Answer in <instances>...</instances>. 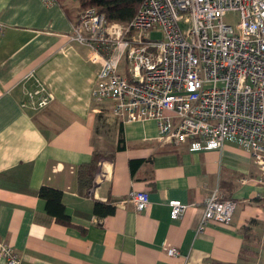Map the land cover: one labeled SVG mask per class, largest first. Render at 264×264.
Returning a JSON list of instances; mask_svg holds the SVG:
<instances>
[{
    "label": "crops",
    "instance_id": "crops-1",
    "mask_svg": "<svg viewBox=\"0 0 264 264\" xmlns=\"http://www.w3.org/2000/svg\"><path fill=\"white\" fill-rule=\"evenodd\" d=\"M75 18L67 0H0V237L21 264H252L243 248L247 232H264V189L250 152L232 139L220 149L160 144L156 120L121 122L93 96L101 60L71 40ZM31 72L54 94L43 109L20 104ZM96 150L111 153L84 195L78 168ZM43 185L63 192L67 223L47 212ZM216 188L237 202L233 220L198 230ZM131 190L149 192L145 209ZM97 200L115 211L95 215ZM172 200L187 205L178 218Z\"/></svg>",
    "mask_w": 264,
    "mask_h": 264
},
{
    "label": "built area",
    "instance_id": "built-area-1",
    "mask_svg": "<svg viewBox=\"0 0 264 264\" xmlns=\"http://www.w3.org/2000/svg\"><path fill=\"white\" fill-rule=\"evenodd\" d=\"M229 12L239 15L236 26L225 21ZM158 28L163 37L151 38ZM70 38L89 49L91 61L101 60L93 96L111 101L121 122L156 120L160 144L220 149L232 139L252 155L264 189V0H144L126 22L87 7ZM24 83L23 108L43 109L54 100L33 72ZM128 199L138 210L150 202L147 190H131ZM170 205L173 218L187 208L179 200ZM236 207L216 188L198 230L210 220L232 222ZM165 251L179 253L174 246ZM0 257L21 264L1 237Z\"/></svg>",
    "mask_w": 264,
    "mask_h": 264
},
{
    "label": "trees",
    "instance_id": "trees-1",
    "mask_svg": "<svg viewBox=\"0 0 264 264\" xmlns=\"http://www.w3.org/2000/svg\"><path fill=\"white\" fill-rule=\"evenodd\" d=\"M60 1L61 0L58 2ZM143 1L144 0H80L77 15L87 7H94L98 13H102L109 21L126 22L130 21L135 16ZM120 140L122 141V138H120ZM120 147L119 145V148ZM110 153L111 151L96 150L89 162L82 163L79 166L78 183L84 195H87L88 190L92 187L99 159ZM38 194L46 201L47 212L54 216L57 221L67 223L70 220L63 203V192L60 189L43 185L40 187ZM223 198L226 199V196L223 195ZM114 211L115 206L112 203L100 200L95 201L93 210L95 215L103 217L112 214ZM245 252L246 250L244 247L243 254Z\"/></svg>",
    "mask_w": 264,
    "mask_h": 264
},
{
    "label": "rangeland",
    "instance_id": "rangeland-1",
    "mask_svg": "<svg viewBox=\"0 0 264 264\" xmlns=\"http://www.w3.org/2000/svg\"><path fill=\"white\" fill-rule=\"evenodd\" d=\"M67 1L73 15L76 16L75 20H77L79 1L78 0H67ZM225 21L236 26L237 23L240 21V17L235 12H229L225 16ZM150 33H151V38L153 39H161L163 37V32L159 28L151 30ZM245 250L246 252L244 253V255L245 257H248V259L253 260L252 264H259V263L264 264V232L257 237H255L252 234H247L245 239Z\"/></svg>",
    "mask_w": 264,
    "mask_h": 264
}]
</instances>
